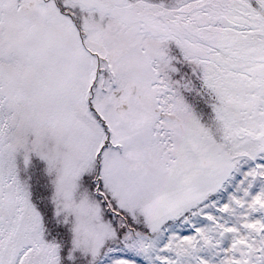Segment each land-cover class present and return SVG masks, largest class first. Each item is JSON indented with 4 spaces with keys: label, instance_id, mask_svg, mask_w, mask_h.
<instances>
[{
    "label": "snow or ice",
    "instance_id": "6c2138e0",
    "mask_svg": "<svg viewBox=\"0 0 264 264\" xmlns=\"http://www.w3.org/2000/svg\"><path fill=\"white\" fill-rule=\"evenodd\" d=\"M0 264H264V0H0Z\"/></svg>",
    "mask_w": 264,
    "mask_h": 264
}]
</instances>
